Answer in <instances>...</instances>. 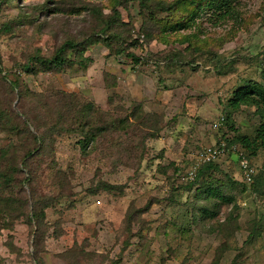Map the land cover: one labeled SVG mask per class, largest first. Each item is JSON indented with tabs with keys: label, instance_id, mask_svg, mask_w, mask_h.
I'll list each match as a JSON object with an SVG mask.
<instances>
[{
	"label": "rangeland",
	"instance_id": "374dc122",
	"mask_svg": "<svg viewBox=\"0 0 264 264\" xmlns=\"http://www.w3.org/2000/svg\"><path fill=\"white\" fill-rule=\"evenodd\" d=\"M219 1L0 0V264H264L262 151L248 189L232 149L189 174L261 121L228 100L264 0Z\"/></svg>",
	"mask_w": 264,
	"mask_h": 264
},
{
	"label": "trees",
	"instance_id": "16d2710c",
	"mask_svg": "<svg viewBox=\"0 0 264 264\" xmlns=\"http://www.w3.org/2000/svg\"><path fill=\"white\" fill-rule=\"evenodd\" d=\"M229 0H221L219 1V6H217V9L222 11L219 13L218 19L223 20L224 17L231 18L235 17V11L234 8L230 6L228 3ZM217 20V19H216ZM180 27V26H177ZM178 29V28H176ZM56 62H60L61 59L58 56V54L55 55ZM264 74V73H263ZM229 102V108L232 110L237 109L240 105H252L255 106L258 110L260 109V115H261V121L257 125L255 129V133L252 137L244 135V134H237L238 131L233 127V124H231L230 129L236 132V135L234 137V140L227 139L228 144H239L246 153H244L245 157L248 158V160L251 162V156H255L258 151H262V172H264V114H263V108H264V85L259 84L256 82L247 81L244 85L238 87L234 90L232 97L228 100ZM88 121L83 122V126H87ZM91 124V123H90ZM16 130V128H14ZM83 145H81L82 147ZM237 148L240 150V147L237 146ZM243 151V150H242ZM27 155V156H26ZM25 157L31 156L32 153L27 152ZM215 161L209 162L206 164L201 165L200 168L197 169V174H195V177L198 175L200 169H205L211 166V164H214ZM15 172V171H14ZM13 174V173H12ZM15 177V174H13ZM257 174H254L252 177V184L256 181L255 177ZM2 178H7V182L4 184V186H7L12 181V176L8 174L6 171L1 170L0 168V180ZM15 180L18 183H22V178L16 174ZM245 181V180H244ZM245 186L247 187L246 181L244 182ZM250 185V184H249ZM255 186V184H254ZM253 186V187H254ZM247 187L246 189H248ZM252 188V187H251Z\"/></svg>",
	"mask_w": 264,
	"mask_h": 264
},
{
	"label": "built area",
	"instance_id": "2783aa9c",
	"mask_svg": "<svg viewBox=\"0 0 264 264\" xmlns=\"http://www.w3.org/2000/svg\"><path fill=\"white\" fill-rule=\"evenodd\" d=\"M230 149H232L236 153L242 179L245 180L247 184H251L252 177L255 174L253 165L250 163L248 158L245 157L242 151H240L236 146H228V144L224 140H220L212 145L204 146L195 154V162L189 172L190 177H193L195 175L197 169L200 168L201 165L215 161Z\"/></svg>",
	"mask_w": 264,
	"mask_h": 264
}]
</instances>
